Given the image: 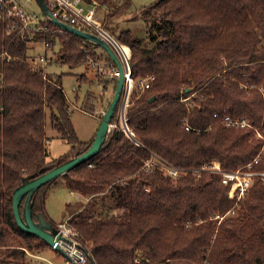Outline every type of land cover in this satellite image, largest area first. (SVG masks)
I'll use <instances>...</instances> for the list:
<instances>
[{
  "label": "trees",
  "instance_id": "trees-1",
  "mask_svg": "<svg viewBox=\"0 0 264 264\" xmlns=\"http://www.w3.org/2000/svg\"><path fill=\"white\" fill-rule=\"evenodd\" d=\"M84 2L103 8L104 26L130 46L136 81L126 110L134 137L119 123L97 154L64 174L71 191L90 197L68 218L91 248L86 264H264L263 179L238 200L217 172L174 177L159 164L162 158L200 169L217 160L230 170L259 154L264 0H156L134 16L146 22V37L112 27L130 12L132 0ZM43 14L47 27L33 34L0 21V264H31L29 251L51 247L18 225L15 189L26 177L85 152L94 139L79 138L60 74L34 69L28 43H60L59 58L70 65L84 62L86 47L99 45L69 30L58 33ZM227 116L249 125L227 124ZM48 119L70 144L59 158H49ZM152 158L156 162L146 169ZM254 169L264 170V153ZM48 185L34 193L36 221ZM24 205L25 198L21 213Z\"/></svg>",
  "mask_w": 264,
  "mask_h": 264
},
{
  "label": "built area",
  "instance_id": "built-area-1",
  "mask_svg": "<svg viewBox=\"0 0 264 264\" xmlns=\"http://www.w3.org/2000/svg\"><path fill=\"white\" fill-rule=\"evenodd\" d=\"M26 1L0 0V21H8L9 27L11 26V28L19 26L24 33L33 34V31L44 30L47 26L42 25L40 18H37L36 15V19L32 17L25 5ZM47 6L53 16L60 21L67 24L70 23L72 26L78 29L98 35L107 41L115 51L124 69L125 82L124 92L114 114L115 120H113L109 125L108 136L113 133L115 128H117L118 124L120 123L121 129L133 138V132L131 131L126 118V110L130 104L132 92L136 84L135 78L132 75V68L130 64V58L132 55L130 46L118 40L116 36L104 26L102 19L98 15L96 2L88 4L84 2V0H48ZM56 30L58 33L63 34L67 31L65 28L58 25H56ZM30 42H34L33 38H31ZM41 44L44 45L45 52L33 54L35 49L31 47V52L28 56V58L30 57L31 61L33 62L31 65L34 69H37V67H40L44 64H48L53 59V56L48 52L50 50L54 51V45L47 40H43ZM85 52L86 57L84 61L87 62L91 69H93L97 74L105 76V79L117 82V79L120 76V70L115 61L110 57L105 49L102 53H98L96 49L94 51L91 48L86 47ZM142 86L149 87V83L144 81V83L142 82ZM104 88L107 90V87ZM104 88L102 87V89ZM94 115L97 116V114ZM226 122L230 125H249L245 119L233 121L229 116L226 117ZM189 127L190 126L187 125V128ZM258 136L264 138L260 132H258ZM263 153L264 144L259 154L254 158L253 161L247 163L246 165L239 166L236 169L230 170L222 168L221 163L217 160H212L211 162L204 164L200 169L176 167L162 158H159V164L166 173L174 177H179L183 174H186L189 172V170H193V172H199L201 170L217 172L221 174L222 182L229 187L228 195L231 198H237L240 200L247 194L249 188L253 185L255 180H264V170L254 169V163L258 162L261 154ZM155 162L156 160L154 158L148 160L145 163L146 169L151 168ZM56 228L61 234L59 244L69 256V258H67L68 263L86 264L89 257H92V252L90 246L80 239L78 231L69 225L68 220L57 223Z\"/></svg>",
  "mask_w": 264,
  "mask_h": 264
},
{
  "label": "rangeland",
  "instance_id": "rangeland-1",
  "mask_svg": "<svg viewBox=\"0 0 264 264\" xmlns=\"http://www.w3.org/2000/svg\"><path fill=\"white\" fill-rule=\"evenodd\" d=\"M26 1V0H22ZM133 6L130 12L124 15L118 23L113 25V29L130 28L134 34L142 37L147 36V24L141 18H134L139 15L140 9L143 6L150 5L156 0H132ZM28 12L34 19L36 17L42 19L44 14L42 8L37 0H27L25 2ZM103 8L99 7L98 15L102 17ZM36 15V17H35ZM105 25V23L103 22ZM106 26V25H105ZM110 32H113L110 29ZM42 40H34L29 42V53L33 47L35 53L45 52L44 45L41 44ZM60 50V43L54 45V51L48 53L53 56L52 61L37 67V70H42L44 73L50 72L56 75L60 74L62 84L69 99L70 108L72 110V121L77 134L81 140L91 139L99 127L103 114L106 111L115 91V83L110 82L103 75L97 74L91 69L87 62L79 63L78 65H70L63 63L58 54ZM103 47H97L96 51L102 53ZM29 56V55H28ZM28 61L31 65L33 62L30 57ZM32 66V65H31ZM105 85V86H103ZM107 87V90L102 89ZM84 105L88 107H82ZM94 114H97L94 115ZM99 116V117H98ZM47 133L50 135L47 142L50 155L49 158H59L70 149V144L64 139L57 136L55 130L52 129L48 119ZM67 179L64 175H60L49 183L44 191L43 210L47 218L54 221V223L64 222L68 220L69 214L83 202H87L90 197L87 194L72 193L67 185ZM84 203V204H85ZM82 205H80L81 208ZM71 216V215H70ZM68 217V218H67ZM44 246V245H43ZM2 256H0V261ZM27 261L31 264H69L67 258L56 249L50 247L44 252L41 249L31 250L28 252Z\"/></svg>",
  "mask_w": 264,
  "mask_h": 264
},
{
  "label": "water",
  "instance_id": "water-1",
  "mask_svg": "<svg viewBox=\"0 0 264 264\" xmlns=\"http://www.w3.org/2000/svg\"><path fill=\"white\" fill-rule=\"evenodd\" d=\"M42 8V11L49 15L56 25L69 30L77 34L80 37L92 40L96 42L100 47H103L110 57L115 61L119 70L120 76L117 79L115 91L113 97L102 117V120L99 124V127L94 136L93 142L91 146L83 153L76 155L75 157L54 166L51 169H48L41 175L35 177H26L23 182L15 189L13 193V210L16 221L18 225L27 233L34 234L43 240H45L51 247L59 250L66 258H69L67 253L63 250L61 245L59 244V239L61 238V234L58 232L56 228V223L52 222L47 216L40 212L38 213V220L36 221L33 216V196L38 188H40L44 184H48L60 175L67 174L70 169L75 167L76 165L87 161L92 156L97 154L103 145L106 143L109 135V125L112 122L115 111L118 107V104L121 100L122 94L124 92V82H125V74L123 66L117 57L115 51L111 47V45L99 37L96 34L90 33L88 31H84L78 29L70 24L60 21L50 12L47 3L45 0H37ZM189 90V88H188ZM25 198V205L23 213L20 210V203Z\"/></svg>",
  "mask_w": 264,
  "mask_h": 264
},
{
  "label": "crops",
  "instance_id": "crops-1",
  "mask_svg": "<svg viewBox=\"0 0 264 264\" xmlns=\"http://www.w3.org/2000/svg\"><path fill=\"white\" fill-rule=\"evenodd\" d=\"M94 136H95V134H94ZM94 136H93V137H94ZM88 140H89V139H88ZM70 191H71V190H70ZM71 192L74 193L73 191H71ZM69 216H70V214H69ZM69 216H68V217H69ZM68 217H67V218H68ZM49 219H50V218H49ZM50 220H51V219H50ZM51 221L54 222L53 220H51ZM53 264H54V263H53Z\"/></svg>",
  "mask_w": 264,
  "mask_h": 264
}]
</instances>
